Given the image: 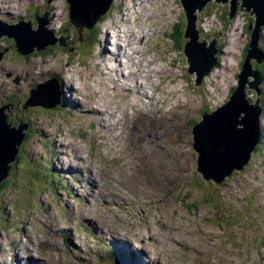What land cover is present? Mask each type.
Returning a JSON list of instances; mask_svg holds the SVG:
<instances>
[{
  "label": "rangeland",
  "instance_id": "1",
  "mask_svg": "<svg viewBox=\"0 0 264 264\" xmlns=\"http://www.w3.org/2000/svg\"><path fill=\"white\" fill-rule=\"evenodd\" d=\"M6 1L1 20H29L37 30L35 13L47 11L46 29L58 39L67 28V45L58 40L20 54L14 38H0V106L12 105L5 110L12 126L27 124L0 193V264H114V246L133 254L136 264H264V140L244 169L221 183L198 171L194 147V126L233 92L220 81L238 76L233 51L242 44L229 42L221 25L203 23L229 16L231 0H211L197 12L200 39L218 36L223 51L229 50L221 53L222 71L209 72L200 85L188 71L184 46L190 37L180 0H114L104 18L82 33L70 23L68 0ZM238 8L228 27L249 37L245 25L254 26L256 15L241 0ZM132 31L137 45L148 37L144 53L127 62ZM108 45L112 51L125 45L118 72ZM138 63L142 69L131 76L127 68ZM122 75L124 91L112 83ZM138 83L148 97L129 93ZM259 87L264 131L263 76ZM52 88L60 102L38 104L41 92L55 96ZM255 91L248 89L247 96Z\"/></svg>",
  "mask_w": 264,
  "mask_h": 264
},
{
  "label": "water",
  "instance_id": "2",
  "mask_svg": "<svg viewBox=\"0 0 264 264\" xmlns=\"http://www.w3.org/2000/svg\"><path fill=\"white\" fill-rule=\"evenodd\" d=\"M114 0H68L69 20L80 33L87 28L92 29L96 23L107 14ZM211 0H180L185 8L187 19V29L185 37L190 41L185 43L184 53L190 65L188 71L196 74V83L200 85L203 78L211 72L217 65L219 48L217 39L211 41L210 48L207 47L205 40L200 39V29H198V11H202L204 6ZM219 3H227L229 0H216ZM248 9L256 15L255 25L252 27L249 50L239 74V83L232 92L229 99L217 109L204 113L202 120L193 128L194 147L200 153L198 160V171L206 179L213 178L217 183H221L226 176H230L234 170H242L251 159L252 153L260 143L262 137L261 115L263 107L260 105L259 85L262 74L255 68L253 61L258 64L264 62V50L259 45L262 27L264 26V0H241ZM239 7V0H231L229 19L236 13ZM199 8V10L197 9ZM47 11L37 15L38 28L34 30L31 22L19 20L17 24L5 22L0 19V38L8 36L14 38L17 44V51L20 54H28L34 51L47 49L55 45L59 40L60 45L66 46V29L62 31L60 38H55L52 30H47L45 25ZM204 64L203 60H207ZM201 60L204 64L198 67L197 61ZM259 71L260 76L255 81H249L248 76L259 75L254 71ZM248 88L256 90L258 97L252 103L247 96ZM51 92L55 96L40 93V101L37 103L46 107H52L55 103L48 105L49 99H57L60 102V92L54 88ZM33 97V92L31 98ZM30 98V100H31ZM29 100V101H30ZM53 104V105H52ZM10 103L0 107V187L5 179L8 178L10 165L20 153L21 146L25 139L22 129H26L27 124H20L18 129L8 121V114L5 112ZM12 107V105H11ZM10 107V108H11ZM9 111V110H8ZM10 112V111H9ZM11 114V113H10ZM114 264H127L121 257H114Z\"/></svg>",
  "mask_w": 264,
  "mask_h": 264
},
{
  "label": "bare ground",
  "instance_id": "3",
  "mask_svg": "<svg viewBox=\"0 0 264 264\" xmlns=\"http://www.w3.org/2000/svg\"><path fill=\"white\" fill-rule=\"evenodd\" d=\"M140 1V0H139ZM0 2H1V4H0V7H2V8H6V6H5V4H8V2L6 1V0H0ZM5 3L4 5H2V3ZM15 2V1H14ZM128 2V1H127ZM143 7V6H142ZM11 9H17L16 8V6H11L10 7ZM136 10V9H135ZM144 20V19H143ZM145 21V20H144ZM129 23H131L130 22V20H129ZM148 30V29H147ZM133 32V31H132ZM109 34V33H108ZM148 34V33H147ZM132 35L133 36H135V38H137L138 36L136 35V33H134L133 32V34H131V33H129V36H126V37H128V39H127V41H129V44L131 45V50L133 51V54H130V52H128L127 53V55H128V59H126V60H124V61H129V62H131V59H133L134 57H138L139 55H140V53H141V51H142V54L144 53L143 51L144 50H142L141 49V45L142 44H145V42H144V40L148 37L147 35H144V36H142V41L140 42V44H138L137 45V42H133L132 41ZM110 36V35H109ZM123 36V35H122ZM131 39V40H130ZM136 40V39H135ZM105 41V40H104ZM137 41V40H136ZM146 41V40H145ZM205 41H206V43H207V47H209L210 48V44H211V39L208 37V36H206L205 37ZM109 43H110V37H109ZM139 43V42H138ZM112 44V43H111ZM133 44V45H132ZM146 45V44H145ZM121 47H117V48H115V50L114 51H112L113 50V48L110 46V45H108L107 46V48L109 47V49H108V53L111 55V56H109L112 60H114L115 62L117 61V62H119V65H115V70L118 72V70L120 69V68H122L123 66H124V62H122V61H120V60H118V57L119 56H121L124 52H123V47L125 46H123L122 47V45H120ZM143 48V47H142ZM147 50V49H146ZM111 51L113 52V53H111ZM144 56V55H143ZM139 58V57H138ZM139 60V59H138ZM133 61V60H132ZM137 61V60H136ZM143 61V60H142ZM147 61H149V62H153L154 61V59L152 60V61H150V60H148L147 59ZM113 62V61H112ZM207 62H208V59L207 60H205L204 61V64H207ZM255 62H256V60H254V65H255ZM105 63V61L103 62V64ZM141 63V62H140ZM45 64H49V63H45ZM134 64V63H133ZM150 64V63H149ZM152 64H154V63H152ZM126 66V65H125ZM135 66V65H134ZM139 66V63H138V65H137V69H135V70H132L131 69V67L132 66H129L128 68H127V70H128V73L131 75V76H136L135 74L137 73V71H139L140 70V68L138 67ZM143 66V68H144V65H142ZM98 68H100V66L98 67ZM94 69V68H93ZM142 69V68H141ZM112 70V69H111ZM111 70H108V71H111ZM162 70H164V69H162ZM106 71V70H105ZM125 71V70H124ZM154 71H156V69H154ZM158 71H160V70H158ZM143 72V71H142ZM147 72V71H146ZM104 73V72H103ZM114 73H116V72H114ZM214 73V72H213ZM212 73V74H213ZM145 74V73H144ZM146 75H147V73H146ZM141 76V75H140ZM145 76V75H144ZM151 76H149L148 78L149 79H151L150 78ZM216 77V76H215ZM107 79V78H106ZM67 79H65V81H66ZM134 81H136V78H135V80ZM69 82H71V84L69 85V87H74V83H73V81L71 80H69ZM101 82H103V81H98L97 82V85L98 84H100L101 85ZM126 82V76L125 75H122V77H120V79H118L116 82H112L113 84H115V87L117 88V89H119V90H121V91H124L125 90V88H122L123 86V84ZM66 83H67V81H66ZM87 84V83H86ZM103 84L105 85V86H107V84H105L104 82H103ZM150 84V83H149ZM146 85V84H145ZM151 85H153V86H159V84H156L155 82H152L151 83ZM122 86V87H121ZM157 86V87H158ZM67 87H68V84H67ZM218 87V86H217ZM89 88V87H88ZM92 88V87H91ZM134 88H135V91H132V90H129V93H134L135 95H138V97L140 98V99H142L144 96H147L148 97V94L147 93H145V92H143V91H146L145 89H144V87H143V84H137L136 86H134ZM150 88V87H149ZM155 88V87H154ZM70 89V88H69ZM148 89V88H147ZM97 92V91H96ZM155 93V89H154V92H153V94ZM107 96V95H106ZM137 97V98H138ZM91 107V106H90ZM100 106H97V109H100L99 108ZM95 112H96V114H95V116H98L99 114H100V111H98V110H95ZM105 111H103V113H104ZM112 114H113V112H112ZM114 116V115H113ZM118 122V121H117ZM116 122V123H117ZM108 125V124H107ZM149 157V156H148ZM160 158V157H159ZM83 174V173H82ZM97 191H99V193L101 192V190L100 189H98ZM132 255V257L130 256V258L129 257H121L127 264H130V262L132 261V259H133V257H134V255L133 254H131ZM142 259V258H141ZM32 260V259H31ZM113 260H114V257H113Z\"/></svg>",
  "mask_w": 264,
  "mask_h": 264
},
{
  "label": "trees",
  "instance_id": "4",
  "mask_svg": "<svg viewBox=\"0 0 264 264\" xmlns=\"http://www.w3.org/2000/svg\"><path fill=\"white\" fill-rule=\"evenodd\" d=\"M112 7V6H111ZM111 7H110V9H111ZM109 9V10H110ZM104 18V16L102 17V19ZM217 21H219L220 23H223V25H224V28L226 29L227 27H228V25H230V22H232V19H229V16L227 15V14H225V15H222L221 17H217V19H216ZM248 22V21H247ZM203 23H205L204 22V20H203ZM246 26V32H248V34H250V36L248 37L247 35V41L245 42V43H242V54H244V56L246 57V55H247V53H248V50H249V43H250V41H249V38H251V29L249 28V26H247V25H245ZM177 31L176 32H174L173 31V36H175V37H180V30H178V28L176 29ZM220 34V33H219ZM263 40H264V27H262V31H261V37H260V41H259V45H260V47H264V43H263ZM221 47V46H220ZM222 48V47H221ZM263 50H264V48H263ZM220 56H221V53H219V56H218V61H217V67L219 66V63H220ZM255 64L258 66L257 68H259L261 71H262V73H264V64L263 65H260V64H258V63H256L255 62ZM263 76H264V74H263ZM237 82H239V79H237ZM237 86L236 85H234V86H232L231 87V89L232 90H234L235 88H236ZM254 98L253 99H257V97H258V95L256 94V93H254V92H252V94H251ZM264 140V131L262 130V137H261V142ZM259 149V146H257V149L256 150H258ZM21 153V152H20ZM19 156H20V154H19ZM17 163H19L18 161H17ZM49 165H47V167H48ZM50 167V166H49ZM8 182H9V178H7V179H5L4 180V182L2 183V185H1V189H0V193H1V191H3V190H5L6 189V187H7V185H8ZM55 182H57V180H55ZM64 182V181H63ZM55 184V183H54ZM115 251V252H114ZM113 254H118L120 257H125V255H127V253L126 252H124L122 249H120V248H117V247H115L114 246V250H113V252H112V255ZM134 260V262H135V264H136V261H135V259H133Z\"/></svg>",
  "mask_w": 264,
  "mask_h": 264
},
{
  "label": "built area",
  "instance_id": "5",
  "mask_svg": "<svg viewBox=\"0 0 264 264\" xmlns=\"http://www.w3.org/2000/svg\"><path fill=\"white\" fill-rule=\"evenodd\" d=\"M215 19H217L216 17H215ZM214 19V20H215ZM204 24H206L207 26H212V27H214V28H218V26L219 25H221L222 23H219L217 20H216V22H214L212 25H210V21H209V19L207 20V19H205V23ZM224 29V25L222 24L221 25V29ZM222 29V30H223ZM222 33H226V34H222ZM221 34L222 35H224L225 37H228V36H230L229 37V39H228V41L229 42H234V44H235V46H237L236 45V43H240V44H242V43H245L246 41H247V36H241V35H238V34H236V33H234V32H232V30L229 28V27H227L226 29H225V32H221ZM235 36H237V40L236 39H234V37ZM240 47V49L241 50H234V52L236 53V51H237V54L240 56L241 55V51H242V46H239ZM227 49V48H226ZM228 50V49H227ZM229 51V50H228ZM228 62V60H226V63ZM225 64V62L223 61V59H222V61H221V65L223 66ZM222 71L221 69H219L218 67L217 68H215L212 72H211V75H212V73L213 72H215L216 71V74H217V72L218 71ZM217 80L218 81H220V79L219 78H217ZM221 83H222V85H224L225 87H228L229 89H231V87L232 86H234V85H236L237 84V79H236V76H235V74H233V80L232 81H229V82H222V81H220ZM219 83V82H218ZM224 86H221V85H219L218 84V87L219 88H221V89H225L224 88Z\"/></svg>",
  "mask_w": 264,
  "mask_h": 264
},
{
  "label": "clouds",
  "instance_id": "6",
  "mask_svg": "<svg viewBox=\"0 0 264 264\" xmlns=\"http://www.w3.org/2000/svg\"><path fill=\"white\" fill-rule=\"evenodd\" d=\"M233 20V19H232ZM264 27V26H263ZM222 32H225V28L222 30ZM200 33H201V29H200ZM252 34V33H251ZM200 37H201V34H200ZM214 38H216V39H219V37L218 36H215ZM213 38V39H214ZM213 39H211V41L213 40ZM205 40V39H204ZM251 40V38H249V41ZM217 46H218V48H219V53H223V55H224V53H228L229 51H227V52H225V49H224V51H223V49L220 47L221 45H219V40L217 41ZM233 53L236 55V53L233 51ZM218 56H219V54H218ZM237 60H236V63H235V69H236V72H238V76H239V74L241 73V70H242V65H243V63H244V61H245V56L243 57V54L242 55H238L237 54ZM242 57H243V60H242ZM222 59H223V57L220 59V62L222 61ZM253 61V64H254V60H252ZM257 63V62H256ZM264 63V62H263ZM262 63V64H263ZM219 65H220V63H219ZM261 65V64H260ZM255 66V68H257L258 66L255 64L254 65ZM219 67V66H218ZM215 68H217V65L211 70V72L215 69ZM259 69V68H258ZM260 70V69H259ZM260 72H261V74H262V76H263V73H262V71L260 70ZM236 76V75H235ZM236 77V79H239V77ZM263 80H264V76H263ZM238 83L239 82H237V84H236V86H238ZM248 89H250V88H248ZM259 89H260V87H259ZM230 90H232V89H230ZM235 90V89H234ZM234 90H232V91H234ZM254 93H256L257 94V92L255 91ZM251 94H252V92H251ZM258 95V94H257ZM251 98V99H250ZM254 97L253 96H249L248 95V99L251 101V102H254L256 99H253ZM253 99V100H252ZM225 104V103H224ZM3 106V105H2ZM1 107V106H0ZM220 107V106H219ZM217 109V108H216ZM213 111V110H212ZM207 112H211V111H207ZM206 112V113H207ZM260 144V143H259ZM258 144V145H259ZM257 145V146H258ZM256 149H257V147H256ZM255 149V150H256ZM254 150V151H255ZM253 154V153H252ZM252 157V156H251ZM250 161V160H249ZM249 163V162H248ZM235 171V170H234ZM233 171V172H234ZM232 175V174H231ZM115 252V251H114ZM111 257H119V255L118 254H113Z\"/></svg>",
  "mask_w": 264,
  "mask_h": 264
},
{
  "label": "flooded vegetation",
  "instance_id": "7",
  "mask_svg": "<svg viewBox=\"0 0 264 264\" xmlns=\"http://www.w3.org/2000/svg\"><path fill=\"white\" fill-rule=\"evenodd\" d=\"M17 46V45H16ZM2 107V106H1Z\"/></svg>",
  "mask_w": 264,
  "mask_h": 264
}]
</instances>
